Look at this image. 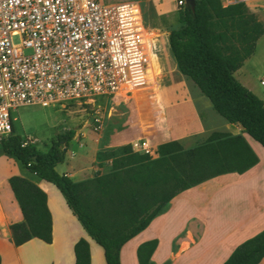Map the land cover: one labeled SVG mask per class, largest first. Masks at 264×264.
Returning <instances> with one entry per match:
<instances>
[{"label": "trees", "instance_id": "trees-1", "mask_svg": "<svg viewBox=\"0 0 264 264\" xmlns=\"http://www.w3.org/2000/svg\"><path fill=\"white\" fill-rule=\"evenodd\" d=\"M178 22L167 36L177 70L197 86L219 116L239 125L264 148V102L233 75L253 53L262 24L244 2L223 6L220 0L184 3L178 9ZM74 134L73 129L63 130L47 150L40 151L12 128L1 139L0 149L58 189L71 213L103 249L105 264H120L121 246L145 229L178 193L221 174L243 173L258 161L244 136L221 131L211 132L191 148L176 140L161 143L156 158L124 146L99 153L100 160L112 157L115 170L94 178L99 193L88 203V183L56 170ZM8 183L23 216L22 222L9 225L13 244L31 238L51 243L46 192L24 176L11 175ZM156 245V239L138 245L139 264H150ZM73 253L74 264H90L86 239L75 242ZM263 256L264 229L237 245L222 264H257Z\"/></svg>", "mask_w": 264, "mask_h": 264}, {"label": "rangeland", "instance_id": "rangeland-1", "mask_svg": "<svg viewBox=\"0 0 264 264\" xmlns=\"http://www.w3.org/2000/svg\"><path fill=\"white\" fill-rule=\"evenodd\" d=\"M105 2L134 1L138 4L148 31L157 36L156 55L153 57L149 75L150 84L146 89L125 98L121 93L115 95H93L78 101L65 102L63 105L41 106L39 104L18 107L11 112L13 132L33 144L38 150H47L57 133L73 129L74 137L69 142L64 161L56 165L59 173L65 172L74 181H86L88 203L99 193L94 178L114 172L112 157L100 160V152H110L129 146L133 152H146L157 157L156 147L164 142L176 140L183 148L194 147L206 139L213 131L229 132V123L211 107L209 100L201 94L197 86L180 74L171 59L167 36L171 29L179 26L177 0H104ZM231 1V0H229ZM226 6V0H220ZM239 2V1H236ZM230 2L228 4L236 3ZM247 6V5H246ZM248 7V6H247ZM249 9V8H248ZM250 10V9H249ZM250 12H252L250 10ZM255 14L262 24V17ZM245 82L259 98L264 96V38L258 45L256 56L244 64ZM188 95L195 100L201 119V128L193 130V116L183 106L182 97ZM164 128V131L161 130ZM245 139L255 152L259 168L264 169V148L248 135ZM145 143V147H144ZM6 174L24 176L34 182L44 183L35 174L27 171L22 164L0 149V178ZM235 174L220 175L211 180L208 189L196 192H183L181 200L174 203L165 214L159 216L148 228L147 234L155 230L173 216V226L178 225L181 211L192 210L193 202L189 196L197 194L236 195L237 190L226 186V180ZM48 183V182H47ZM49 204L55 221L61 217L59 201L63 196L51 183L46 184ZM2 194L3 191H1ZM49 250L36 251L33 246L21 250L23 264H45Z\"/></svg>", "mask_w": 264, "mask_h": 264}, {"label": "built area", "instance_id": "built-area-1", "mask_svg": "<svg viewBox=\"0 0 264 264\" xmlns=\"http://www.w3.org/2000/svg\"><path fill=\"white\" fill-rule=\"evenodd\" d=\"M157 45L134 1L0 0V141L18 107L143 92Z\"/></svg>", "mask_w": 264, "mask_h": 264}, {"label": "crops", "instance_id": "crops-1", "mask_svg": "<svg viewBox=\"0 0 264 264\" xmlns=\"http://www.w3.org/2000/svg\"><path fill=\"white\" fill-rule=\"evenodd\" d=\"M236 1L239 0H226V4ZM244 3L264 21V0H245ZM262 38H264V31L257 39L253 53L233 72L234 77L249 90L250 88L245 82L243 66L250 57L256 56ZM169 53L177 70L170 49ZM260 83L264 84V80H261ZM260 99L264 102V96ZM181 100L183 106L193 116L192 129L199 130L202 124L195 100L186 94ZM229 126L231 134H241L244 137L247 135L239 125L229 123ZM161 130L164 131V128ZM259 165L260 163L257 161L254 166L243 173H225L236 175L226 180V186L237 190L239 194L213 193L189 196V201L193 202V209L181 211L177 226H173L174 217L170 216L169 220L162 223L154 234H147L146 232L153 222L165 214L175 202L181 200L183 192L196 190L199 193L204 191L209 188L211 180L220 175L178 193L165 204L145 229L121 246L120 264H139L137 247L151 239H156L157 245L151 254L150 264H222L237 245L264 229V169H258ZM11 175L6 174L0 178L1 264H23L20 253L27 246H33L39 252L44 249L49 250L50 255L45 264H74L73 246L80 238L86 239L89 243L90 264H105L103 249L87 234L61 197H59V206L62 216L58 218L57 222L55 221L46 187V184L49 183L43 180L44 183H35L47 194V204L52 216V241L47 244L37 238H31L27 242L15 246L12 242L9 225L22 222L23 216L8 183V178ZM257 264H264V256Z\"/></svg>", "mask_w": 264, "mask_h": 264}, {"label": "water", "instance_id": "water-1", "mask_svg": "<svg viewBox=\"0 0 264 264\" xmlns=\"http://www.w3.org/2000/svg\"><path fill=\"white\" fill-rule=\"evenodd\" d=\"M188 1V3H190V4H193V1L194 0H187Z\"/></svg>", "mask_w": 264, "mask_h": 264}]
</instances>
